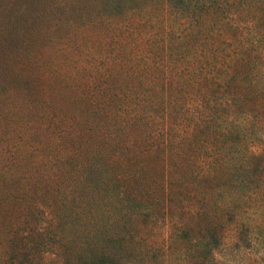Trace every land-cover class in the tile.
Returning <instances> with one entry per match:
<instances>
[{"label": "trees", "instance_id": "1", "mask_svg": "<svg viewBox=\"0 0 264 264\" xmlns=\"http://www.w3.org/2000/svg\"><path fill=\"white\" fill-rule=\"evenodd\" d=\"M98 5L107 77L54 159L49 226L2 229L0 264L41 242L62 264H152L158 219L167 264H209L230 226L264 242V0Z\"/></svg>", "mask_w": 264, "mask_h": 264}, {"label": "rangeland", "instance_id": "2", "mask_svg": "<svg viewBox=\"0 0 264 264\" xmlns=\"http://www.w3.org/2000/svg\"><path fill=\"white\" fill-rule=\"evenodd\" d=\"M99 1L0 0V233L21 225L29 243L51 222L50 203L56 200L50 175L58 168L54 159L80 129L93 86H103L99 78L107 77L100 64L101 32L111 27L100 25L98 17L108 8ZM36 174L38 187L33 185ZM68 203L74 205L69 214L75 229L80 203ZM169 224L158 219L149 227L150 245L157 251L149 254L152 264H167L162 250ZM225 231L224 243L208 256L209 264H264V242L255 240L250 226L241 236L234 226ZM55 253L41 242L37 249L28 246L21 259L23 264H62ZM182 264L194 263L187 259Z\"/></svg>", "mask_w": 264, "mask_h": 264}]
</instances>
